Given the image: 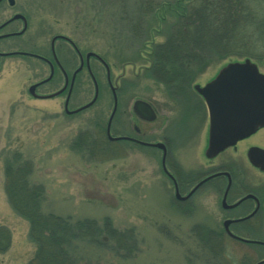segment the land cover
Returning a JSON list of instances; mask_svg holds the SVG:
<instances>
[{
  "label": "rangeland",
  "instance_id": "374dc122",
  "mask_svg": "<svg viewBox=\"0 0 264 264\" xmlns=\"http://www.w3.org/2000/svg\"><path fill=\"white\" fill-rule=\"evenodd\" d=\"M15 1L16 6L11 10L7 6L0 7V21L20 9L29 16L28 28L20 37L13 36L0 42V48L20 47L47 52L50 37L62 33L77 43L83 55L88 51L101 55L109 65L112 82L119 76L117 86L124 106V118L128 117L132 102L137 98L151 102L159 114L165 113L166 102L173 103L167 98L161 84L150 79L143 71L135 74L131 63L124 64L134 62L136 71L143 62L137 58V43L132 40L133 37L130 38L131 32L127 36L125 24L120 37L119 32L111 34L102 30L105 19L100 22L94 13L99 1ZM136 1L126 0L125 7L123 4L114 7L112 23L119 21L127 10L133 14L137 12L139 7ZM252 1L264 9V0ZM120 24L117 23V27ZM13 25L20 26L17 21ZM156 26L159 30H155V40L159 42L163 39V28L160 22ZM70 56L68 68L76 63V57ZM243 59L230 56L219 63L208 64L197 73L192 83L203 84L223 64ZM89 65L98 84V97L84 110L65 115L61 97L41 100L27 92L30 82L47 75L48 69L44 63L34 58L14 56L0 60V230L8 232L10 238L9 243L0 249V264H27L34 251V243L28 235V222L12 210L4 191V159L14 152L29 159L33 166L30 179L45 188L43 211L68 216L73 220L89 218L99 224L107 218L113 227L133 233L130 243L133 249L125 257L109 252L104 245L94 249L95 246L90 244L89 250L88 244L86 256L95 262L244 264L245 250L242 245L227 240L222 250L199 246L190 231L197 216L170 213L165 208L166 193H163L156 151L152 153L146 147L127 142L104 146L102 141H107L104 133L96 128V123L104 125L106 121L111 108V92L102 63L90 58ZM258 67L264 72V64H258ZM60 83V77L56 76L48 86L49 90L57 88ZM93 89L91 78L84 68L75 79L70 106L88 102L93 96ZM188 95L190 92H186V97L184 94L185 100ZM187 102L192 103L190 99ZM175 115L173 113L171 118H175ZM198 118L197 133L200 134L197 146L181 151L182 158L188 157L194 161L202 159L204 130L200 125L202 116ZM178 133L182 134V131ZM198 135H195L196 138ZM153 136L157 137L158 131ZM180 137L185 138L183 135ZM100 146L103 153L94 150ZM88 148L94 153H88Z\"/></svg>",
  "mask_w": 264,
  "mask_h": 264
},
{
  "label": "flooded vegetation",
  "instance_id": "af4514ba",
  "mask_svg": "<svg viewBox=\"0 0 264 264\" xmlns=\"http://www.w3.org/2000/svg\"><path fill=\"white\" fill-rule=\"evenodd\" d=\"M15 3V0H0V7L7 6L11 10L16 6ZM14 14H22L25 18L26 24L22 32H20L24 27L22 18L8 21ZM15 21L18 22L19 27L13 25ZM3 23L4 25L0 27V35H8L0 37V42L13 36L20 37L28 28L29 16L24 10L16 9L0 21V25ZM57 35L68 37L74 44L63 37H56L52 41ZM146 53L145 48L139 52L138 58L143 62L138 65L136 71H134V62L124 64L131 63L133 72L138 75L144 71L149 62ZM70 55L76 57V63L72 68L67 66L71 61ZM12 56L34 58L47 66V75L30 82L27 87L28 94L33 98L45 100L61 97L62 111L65 115L71 114L66 112L65 104L69 111L85 104L70 106L75 79L84 68L86 69V63L83 50L69 36L62 33L53 34L50 37L47 52L20 47L0 48V60ZM81 60L82 67L72 80L73 71L80 65ZM56 76L60 77L61 83L57 88L49 90L48 86ZM194 84L183 88L177 83L169 87L166 85V80L163 81L161 84L163 90L173 103L166 102L165 113L159 114L157 108L150 102L156 114L153 120L138 117L133 112L132 105L128 117L124 118L122 116L125 114L124 106L117 88V106L111 119L109 132L111 136L125 138L110 140L107 137L106 123L109 114L104 125L96 123L99 125L98 130L104 133V138L111 144L127 142L146 147L152 150V153H155L154 151L158 153L163 193H166L165 208L170 213L197 216V219L194 217L190 228L197 245L222 250L226 241L229 240L235 245L244 247V264H256L264 260V126L258 127L254 132L215 154L207 156L205 150L208 145L209 115L206 103L202 95L194 89ZM31 85H35L32 92L29 91ZM57 91L59 92L55 94ZM186 92L187 94L190 92V95L185 100ZM51 94L54 95L50 96ZM189 99L191 104L187 102ZM112 105L111 96V108ZM82 110L84 109L75 113ZM173 113H176L175 118H171ZM200 116H202L200 125L204 130L201 146L202 159L194 161L188 157L182 158V150L195 148L198 144L200 133H197V120ZM155 123L157 125H154ZM120 127L123 128L119 129ZM154 128L156 130L153 131ZM178 128L180 130H177ZM157 131L158 136H153V133ZM178 131H182V134H176ZM182 135L184 139L180 137ZM138 141L149 144L160 143L161 146L143 145Z\"/></svg>",
  "mask_w": 264,
  "mask_h": 264
},
{
  "label": "trees",
  "instance_id": "16d2710c",
  "mask_svg": "<svg viewBox=\"0 0 264 264\" xmlns=\"http://www.w3.org/2000/svg\"><path fill=\"white\" fill-rule=\"evenodd\" d=\"M94 1H99L94 13L100 22L105 19L104 32L122 35L125 24L127 36L131 32L130 38L137 43V58L147 48L149 62L143 72L159 84L166 80L169 87L178 83L185 88L204 66L230 56L250 57L257 64H264V9L252 0H137V12L127 10L113 23L114 7H125L126 0ZM158 22L163 28L159 42L155 40ZM117 23L122 25L117 27ZM105 141L104 146L111 144ZM88 149V153H94ZM100 149L101 146L94 150ZM32 171L29 159L21 153L14 152L4 159L7 201L17 215L27 220L28 235L34 243L27 264H101L86 256L88 244L89 250L92 244L94 249L104 245L109 252L124 257L131 253L133 233L113 227L107 218L99 224L89 218L73 220L43 211L45 188L32 182ZM0 231L3 249L10 238L8 232Z\"/></svg>",
  "mask_w": 264,
  "mask_h": 264
},
{
  "label": "water",
  "instance_id": "95a60500",
  "mask_svg": "<svg viewBox=\"0 0 264 264\" xmlns=\"http://www.w3.org/2000/svg\"><path fill=\"white\" fill-rule=\"evenodd\" d=\"M19 17L22 18L24 22V27L20 31L22 32L26 24L22 14H14L8 21ZM3 25L4 23L1 24L0 27ZM6 35L8 34L0 35V37ZM56 37L66 38L74 44L64 35H57L53 37L52 41ZM30 55L37 56L36 54ZM90 57L96 58L103 64L113 98V106L106 124L107 137L110 140L123 138L124 136H111L109 132L111 119L117 106L115 91L118 77L115 78L114 83L111 82L107 63L94 51H88L84 55L86 68L94 87L93 96L87 103L71 111L66 108L65 104V110L68 113L76 112L90 106L97 98L98 85L89 66ZM80 58H82L81 55ZM81 67L82 60L80 65L73 71L72 80ZM34 86L35 85H31L29 87L30 92H32ZM194 89L202 95L209 114V136L208 145L205 150L207 156L215 154L224 147L235 143L238 139L249 135L258 127L264 125V72H261L258 65L250 58L228 61L219 68L216 75L211 80L207 81L202 86L198 83L194 84ZM58 92L59 91L55 94ZM53 95L54 94H51L50 96ZM132 110L138 117L146 120H153L156 116L151 105L143 99L134 100L132 103ZM138 142L144 145L161 146L160 143L149 144L143 141ZM261 262H264V260L256 264Z\"/></svg>",
  "mask_w": 264,
  "mask_h": 264
}]
</instances>
